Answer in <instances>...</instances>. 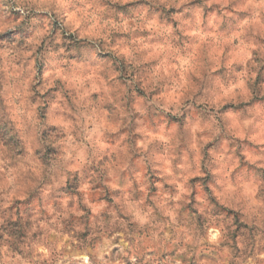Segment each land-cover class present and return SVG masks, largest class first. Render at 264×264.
Listing matches in <instances>:
<instances>
[{
	"label": "clouds",
	"instance_id": "9594fccd",
	"mask_svg": "<svg viewBox=\"0 0 264 264\" xmlns=\"http://www.w3.org/2000/svg\"><path fill=\"white\" fill-rule=\"evenodd\" d=\"M0 264H264V0H0Z\"/></svg>",
	"mask_w": 264,
	"mask_h": 264
}]
</instances>
